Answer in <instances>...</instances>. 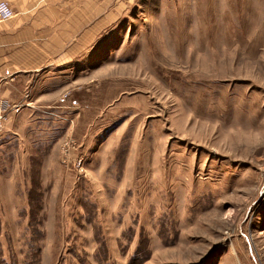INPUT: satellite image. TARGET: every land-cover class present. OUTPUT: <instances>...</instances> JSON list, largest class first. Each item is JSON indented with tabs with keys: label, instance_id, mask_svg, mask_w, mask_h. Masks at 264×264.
Segmentation results:
<instances>
[{
	"label": "rangeland",
	"instance_id": "obj_1",
	"mask_svg": "<svg viewBox=\"0 0 264 264\" xmlns=\"http://www.w3.org/2000/svg\"><path fill=\"white\" fill-rule=\"evenodd\" d=\"M125 2L3 98L0 264H264V0Z\"/></svg>",
	"mask_w": 264,
	"mask_h": 264
},
{
	"label": "crops",
	"instance_id": "obj_2",
	"mask_svg": "<svg viewBox=\"0 0 264 264\" xmlns=\"http://www.w3.org/2000/svg\"><path fill=\"white\" fill-rule=\"evenodd\" d=\"M0 1L13 11L0 22V98L11 103L24 95L31 99L37 80L88 63L101 35L126 8L125 0Z\"/></svg>",
	"mask_w": 264,
	"mask_h": 264
},
{
	"label": "built area",
	"instance_id": "obj_3",
	"mask_svg": "<svg viewBox=\"0 0 264 264\" xmlns=\"http://www.w3.org/2000/svg\"><path fill=\"white\" fill-rule=\"evenodd\" d=\"M0 3L4 4L5 7L8 8V10L11 13V17L13 16V11L10 8V6L7 4V2L5 1H0ZM11 17L9 18H2L0 17V20L2 21H6L9 20ZM25 103H23L22 105H24ZM22 105L20 104H10L8 103L7 100L0 98V131L3 129L4 125H5V121L7 120V117L9 116V114L13 113V114H17L19 113L20 109L22 108Z\"/></svg>",
	"mask_w": 264,
	"mask_h": 264
},
{
	"label": "clouds",
	"instance_id": "obj_4",
	"mask_svg": "<svg viewBox=\"0 0 264 264\" xmlns=\"http://www.w3.org/2000/svg\"><path fill=\"white\" fill-rule=\"evenodd\" d=\"M0 17L4 19L11 17L10 11L2 3H0ZM0 22H2V20H0Z\"/></svg>",
	"mask_w": 264,
	"mask_h": 264
}]
</instances>
